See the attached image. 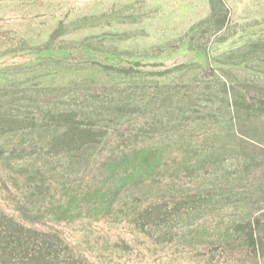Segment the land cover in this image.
I'll list each match as a JSON object with an SVG mask.
<instances>
[{
  "label": "rangeland",
  "instance_id": "1",
  "mask_svg": "<svg viewBox=\"0 0 264 264\" xmlns=\"http://www.w3.org/2000/svg\"><path fill=\"white\" fill-rule=\"evenodd\" d=\"M260 101L264 0H0V213L59 264H264Z\"/></svg>",
  "mask_w": 264,
  "mask_h": 264
},
{
  "label": "trees",
  "instance_id": "2",
  "mask_svg": "<svg viewBox=\"0 0 264 264\" xmlns=\"http://www.w3.org/2000/svg\"><path fill=\"white\" fill-rule=\"evenodd\" d=\"M216 0H214L215 4ZM213 3V2H212ZM264 104V102H261ZM247 106L246 113L250 118L260 117L262 108ZM56 122H63L58 125L61 129L63 144L72 150H78L83 139H89L92 134L89 130L80 128L79 124L68 117H59ZM156 154H148L140 158V168L149 169V164L157 159ZM251 226V223H249ZM257 225V223H256ZM249 226V240L252 245L258 244L263 248V239L255 235ZM57 240L55 236L41 233L33 229L26 228L18 224L13 219L0 213V264H59L57 261L56 250L53 249Z\"/></svg>",
  "mask_w": 264,
  "mask_h": 264
}]
</instances>
